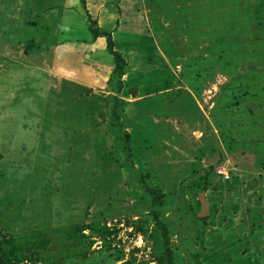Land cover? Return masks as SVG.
Masks as SVG:
<instances>
[{"label": "rangeland", "instance_id": "rangeland-1", "mask_svg": "<svg viewBox=\"0 0 264 264\" xmlns=\"http://www.w3.org/2000/svg\"><path fill=\"white\" fill-rule=\"evenodd\" d=\"M0 264H264V0H0Z\"/></svg>", "mask_w": 264, "mask_h": 264}, {"label": "trees", "instance_id": "trees-1", "mask_svg": "<svg viewBox=\"0 0 264 264\" xmlns=\"http://www.w3.org/2000/svg\"><path fill=\"white\" fill-rule=\"evenodd\" d=\"M90 30L94 35H98L94 30H92V29H90ZM110 50H111V53L113 54L114 59H115V65H116L115 71H118V73L120 74L123 70V65H125V62H124L123 58L120 56V53L116 50H113L112 46L110 47Z\"/></svg>", "mask_w": 264, "mask_h": 264}, {"label": "crops", "instance_id": "crops-1", "mask_svg": "<svg viewBox=\"0 0 264 264\" xmlns=\"http://www.w3.org/2000/svg\"><path fill=\"white\" fill-rule=\"evenodd\" d=\"M74 25H75V26H74ZM74 25H72V27L79 26L78 22H75ZM82 27H83L82 30H79V31H82V34H83L82 36H85V37H86V35L89 34V33H87L88 31L84 30V23H82ZM74 29H75V28H74ZM87 36H88V35H87ZM83 45H86V44H83ZM86 46H87V45H86Z\"/></svg>", "mask_w": 264, "mask_h": 264}, {"label": "water", "instance_id": "water-1", "mask_svg": "<svg viewBox=\"0 0 264 264\" xmlns=\"http://www.w3.org/2000/svg\"><path fill=\"white\" fill-rule=\"evenodd\" d=\"M204 205H206V202H204Z\"/></svg>", "mask_w": 264, "mask_h": 264}]
</instances>
